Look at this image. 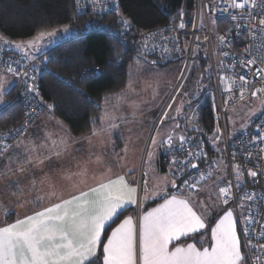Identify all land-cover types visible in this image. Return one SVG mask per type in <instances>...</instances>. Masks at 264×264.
I'll use <instances>...</instances> for the list:
<instances>
[{"label":"snow or ice","instance_id":"6c2138e0","mask_svg":"<svg viewBox=\"0 0 264 264\" xmlns=\"http://www.w3.org/2000/svg\"><path fill=\"white\" fill-rule=\"evenodd\" d=\"M92 5V14L106 13L109 10H115L118 15V23L122 29H127L131 26V20L126 19L122 13L119 12L118 4L104 3L103 0H89ZM228 7L223 8L222 11L230 16L232 21H237L241 17L246 23L241 25L237 23L235 27L248 28L249 34L255 40L259 38L261 43L257 45V51L264 48V0H224ZM102 6H98L101 5ZM207 7V5H205ZM83 6L77 4V8L81 9ZM247 13L234 14L229 9H246ZM212 11L217 9L213 6ZM257 12L259 19L253 23L254 19L252 13ZM183 16V12L180 13ZM215 23V20L213 21ZM104 30L111 37L112 31L110 26L103 25ZM179 27L183 28L181 23ZM162 31V30H161ZM70 32L69 25H64L60 29H53L51 31L41 30L34 37L27 41L13 42L8 40L0 34V44L5 46L11 45L18 52L22 53V59H35L30 57V53L39 51L42 42L45 38L52 39L58 35ZM123 35V31H119ZM146 35L156 37L157 32H149ZM220 44L225 43V36H218ZM199 40V37H197ZM207 40V37H205ZM147 44L144 48H147ZM158 47L156 45L153 46ZM164 52L169 49L165 47ZM178 50V49H177ZM245 51H248L246 48ZM143 56V52L138 53ZM229 53H223V56H228ZM235 56V54H233ZM146 59V57H144ZM260 57L249 58L247 60L240 59L238 63L242 67L252 68L257 59ZM16 62V61H13ZM112 64V61H109ZM153 63H155L153 61ZM113 66H116L113 64ZM224 66V61L219 62V67ZM235 65H233L234 67ZM209 69H205L208 71ZM7 71L14 76H20V71L13 69L8 65ZM103 69L96 68L92 75L98 76ZM262 81H264V67L256 68L255 73ZM27 72L23 76H27ZM224 75L220 76V83L223 84ZM241 82V98L247 87H251V82L245 75L239 76ZM236 80H231V85H236ZM11 81L0 80V103L6 104L9 107L14 102L6 101L4 96L11 90ZM27 90L29 93H36L39 91L35 84H28ZM179 89H177L178 91ZM231 89H223L227 92ZM261 89H254L251 93L253 97L257 96ZM185 95H189L185 93ZM199 95V93H196ZM175 99V97H173ZM228 101L225 100V104ZM264 104V101L261 102ZM49 108L52 105H48ZM172 107V105H168ZM199 106L197 105V108ZM215 108V104H213ZM256 109L249 112V117L254 116ZM176 111L179 113L181 109L178 107ZM196 111L195 109L193 110ZM27 114V113H26ZM169 113L165 110L163 116L160 117L161 122L167 117ZM249 121H246L248 123ZM245 125H241L243 128ZM115 127V125H112ZM155 127L159 128V125ZM179 127V125H177ZM260 129L256 135L251 137L250 143L259 142L264 145V125H257ZM19 129H10V134H15ZM95 134V133H94ZM22 135V133H21ZM189 137L180 135L178 143L169 135L164 140H158L156 136H152V144L154 146L167 145L169 152L173 150L183 153L185 143ZM213 141L219 139L214 136ZM0 144H4L0 141ZM127 150V146L125 151ZM37 151L33 145L31 147L25 146L23 140L17 141L15 145H4L0 148V165H3V171L0 172V177L14 175L20 173L21 175L28 171V166L33 164H40L42 160L33 154ZM261 153L264 154V148H261ZM23 153H27L25 157ZM60 153H56L59 155ZM205 155L201 148L196 151L189 150L185 159L181 160L175 155L169 161V171L174 177L186 176L183 182L178 185L176 179L171 182L172 188L178 186L183 189L187 188L190 191L198 187L206 178L211 177V171L204 173L200 172L198 177H193L188 174L189 169H197L196 163L185 161L188 156ZM248 156L252 153L248 152ZM149 160L153 157V152H148ZM16 167L13 169L12 165ZM110 171V169H109ZM132 171V170H129ZM235 174L236 184L233 185L228 182L224 187L218 188L217 200L207 204L206 201H201L203 206L200 215L193 210L190 204L191 196L185 199H179L173 195L169 199H165L163 204L158 205L151 211L139 217L138 227L133 225L131 216L126 217L107 238V242H102L101 236L105 231V226L109 221L114 222V218H118L122 211L126 209L128 204L143 207V200L137 199V188L131 187L123 175L117 176L116 179H107L106 182L99 181L96 186L88 187L87 191L79 190L78 194L70 195L68 199H59V202L53 203L50 207H45L42 211L34 212L30 216H25L23 219H17L14 223L7 224L0 227V264H95L99 259L97 255V247L103 243V261L102 264H258L264 259L260 256V252H264V244H253L252 238L247 236L251 231L254 235L256 229L245 227V252H242L241 238L237 230V220L234 219V212L232 209L224 211L223 216L219 218L216 226L212 228L211 247H205L202 250L198 249L195 244H188L187 247H175L169 249V242L177 239L179 236H186L190 233H196L200 229L205 228V218L213 215L212 209L218 206L217 201L223 204H228L230 200L234 199L233 188L240 189L243 182V172L239 165L233 166L232 169ZM247 175L251 178L257 176V172L249 169ZM42 183V182H41ZM5 185L9 189L14 187L15 191H10L12 196L20 199L25 196L24 188L18 182L8 179L5 180ZM27 187L26 203H39L43 196L37 195L35 201L30 199L31 194L35 191L41 192L42 189L37 187L35 180L31 181ZM53 191L47 193L49 197L56 195L54 185H49ZM215 187V185L213 186ZM147 197H145L146 199ZM255 198V194L243 195L240 197L241 203L237 205L243 209L244 201H251ZM264 200V197H262ZM23 206V205H22ZM250 211V209H249ZM264 211V209H262ZM241 219L247 224L248 221L254 219L252 216H246L241 212ZM260 236H264V223L261 224Z\"/></svg>","mask_w":264,"mask_h":264},{"label":"trees","instance_id":"16d2710c","mask_svg":"<svg viewBox=\"0 0 264 264\" xmlns=\"http://www.w3.org/2000/svg\"><path fill=\"white\" fill-rule=\"evenodd\" d=\"M118 6L119 12L131 20L130 30L122 36L119 34L115 12L77 14L73 0H0V34L10 41L28 40L41 30L50 31L69 25L68 35L39 54L44 65L39 80L42 100L52 105L48 110L74 136L89 133L99 121L102 97L125 86L128 66L139 56L133 40L137 35L168 21H182L185 31H189L192 25V0H119ZM181 12L183 16L180 15ZM226 24L225 19H211V28L216 33ZM103 25L110 26L111 37ZM127 37L131 39L126 40ZM181 42L185 47L184 40ZM143 57L153 63L150 60L153 56ZM179 58L183 59V55L169 59L155 58L154 62L156 65H171ZM194 58L198 60V67L205 69L209 57L204 41H200L194 49L192 59ZM109 61L113 63L110 64ZM96 68L103 69L98 76L92 75ZM14 97L15 85L5 95L7 101L14 103L11 107L5 105L0 109V129L14 126L21 120L22 107ZM197 109L194 120L196 128L189 132L194 137L203 139L208 151L219 156V151L206 138V134L211 135L214 126L211 100H205ZM159 167L164 171L161 158ZM131 211L132 209L124 210L106 227L102 242L107 230ZM13 219L3 218L0 223H8ZM101 245L102 243L97 252L99 259L95 264L100 262Z\"/></svg>","mask_w":264,"mask_h":264},{"label":"built area","instance_id":"2783aa9c","mask_svg":"<svg viewBox=\"0 0 264 264\" xmlns=\"http://www.w3.org/2000/svg\"><path fill=\"white\" fill-rule=\"evenodd\" d=\"M103 2L109 4H119V0H103ZM77 4H80L83 7L78 9ZM73 5L77 14H92V5L89 0H73ZM192 5L193 19L189 31H185V24L182 21L179 22L184 24L183 28L179 27L181 24L179 22L168 21L154 28L143 30L133 39L137 45L139 53L143 52V55H151L157 59L176 58L185 50L184 53H186V56L184 73L188 69L190 61L192 60L194 49L198 46L199 42L204 41L208 49L209 63L212 69L211 78L213 81V90L211 91L210 100L214 126L211 135L221 136L220 152L222 162L219 161L217 155L208 151L206 143L201 138L186 136L190 139L185 143L183 153L176 152L174 150L169 152L167 145L160 146V158L163 163L164 171L170 180V184L166 187L164 192L166 194L186 198L189 196L193 197L198 192L196 189L190 191L187 188L181 189L179 186L177 188H172L171 182L173 179H176L179 185L183 182V179L186 178V176L174 177L172 172L169 171V161L172 159L173 155L183 160L189 150L196 151L198 148H201L205 155H193L187 157V160L185 161L186 163L192 162L198 165L197 169H189L188 174L193 177H198L200 172L207 173L211 171V173H215L217 171L218 175L216 176V179H223V182L219 185V187H224L228 182H231L233 185L236 184L235 175L232 169L233 165H239L240 170L243 172V182L239 192L235 187L233 188L234 199L230 200L226 205H230L233 208L241 237L243 252H245V233L243 229L246 226L256 229L255 235L251 231L247 233V236L252 238L253 244H264V236L259 235L261 231V224L264 223V211H262V209H264V200H262V197H264V154L260 151L261 148H264V145H261L259 142L250 143L251 137L256 135L260 130L257 128V125H264V110L263 113L253 119L248 128L238 132L232 137H228L224 129V116L226 112L235 105L245 102L248 106H252L253 98L259 97L260 95L264 96V81L254 74L256 68L264 67V48L257 51V45L261 43V41L259 38L254 40L249 34L248 28L242 26L237 29L235 27L237 23L244 25L246 21L243 17L237 21H232L230 16L226 15L222 11L223 8L228 7L224 0H192ZM205 5H207V7ZM98 6H102V4ZM213 6L217 9V11H212ZM229 11L234 14H239L242 12L247 13L248 10L246 8L229 9ZM107 12H115L118 21V15L115 10H109ZM252 15L254 17L252 22L256 23L259 19L257 12L253 11ZM212 18L225 19L227 22L226 26L217 32L218 36H225L224 44H220L218 41L215 46L213 43L211 28ZM118 25L120 31L122 30L124 34H126L131 28L130 26L127 29H122V26L119 23ZM149 32H157L158 35L156 37L146 35ZM200 36L201 38L197 40V37ZM205 37H207V40H205ZM129 39H131V37L126 38V40ZM181 40H184L185 47H183ZM145 44L148 45L147 48H144ZM154 45L158 47L154 48ZM165 47L169 49L168 52H164L163 49ZM246 48L248 51H245ZM225 52L229 53L226 57L223 56V53ZM233 54H235V56H233ZM21 57L22 53L11 51L0 45V70L14 76L12 73L7 71L8 65L10 64L13 69L20 71V76H14L16 80L14 98L19 100L22 107L21 120L14 126L0 129V141L4 142V144H0V148L4 145L12 144L30 124H32L43 112L49 109V104L42 100L40 94L39 77L41 69L44 66L40 56H35V59H22ZM254 57L260 58L257 59L256 64L250 69L242 67L241 64L238 63L240 59L247 60ZM221 60L224 61L223 67H219V62ZM233 65L235 66L233 67ZM24 72H27L28 74L26 77L23 76ZM222 74L224 75L223 84L220 83V76ZM240 75H245L252 85L251 87L246 88L243 98H241V82L239 81ZM233 78L237 82L236 85H231V80ZM28 84H35L39 91V95H36L34 92L29 93L27 90ZM229 88L231 89L230 91H223V89ZM254 89H261L255 97L251 95ZM225 100L228 101L227 104H225ZM213 104H215V108L213 107ZM218 125L221 127L220 132ZM10 129H19V131L15 134H10ZM174 142L178 143V140ZM248 152H251L252 155L248 156ZM222 164L226 166L225 169ZM249 169L257 172V176L255 178H251L247 175ZM208 179L209 177L204 181ZM144 180V172L140 171L137 180L139 193L138 200H141L142 193L146 190V187H144ZM248 194H255V198L251 201H244L243 209L246 210L247 216H252L254 219L248 221L246 224L241 219V208L237 207V205L241 203L240 197ZM141 208L142 207L136 206V213H139ZM260 256L264 257V252H260ZM263 262L264 259L259 261L258 264H263Z\"/></svg>","mask_w":264,"mask_h":264},{"label":"crops","instance_id":"0c3cea01","mask_svg":"<svg viewBox=\"0 0 264 264\" xmlns=\"http://www.w3.org/2000/svg\"><path fill=\"white\" fill-rule=\"evenodd\" d=\"M0 45L11 51L18 52L13 47H7L3 44ZM32 56L35 57L38 55L33 54L30 57ZM1 72L5 75H2ZM0 78L11 81V88L15 85V77L2 70H0ZM5 105L6 104H3L0 109ZM100 106L101 114L98 123L85 135H72L63 123L47 110L30 124L19 138L10 144L15 145L17 141L23 140L25 146L31 147L34 145L37 151L33 155L42 160V163L38 165H29L28 171L22 175L20 173H15L14 175L0 177V222L3 218H14L8 223H0V227L14 223L17 219H23L25 216H30L34 212L42 211L45 207H50L53 203L59 202V199H68L70 195L78 194L79 190L87 191L88 187L96 186L99 181L106 182L107 179H116L117 176L121 175L125 177L131 187L137 188L136 195L138 199V158L143 150V142L147 134L148 125L142 129L140 134L132 135L129 138V143L126 144L123 139V132H121L117 126L112 127L111 123L103 118L102 103H100ZM126 109L129 110L131 108ZM182 112L184 114L178 115L177 120L171 123L169 129H165L161 132L159 140L162 141L169 135L173 137L174 141H177L180 135L194 137V134L189 132V130L196 128V125L194 121H186L185 109H183ZM187 119H189L188 116ZM105 123H109V125H105ZM177 125H179V127H177ZM126 146L127 150L125 151ZM158 149L159 146H154L151 149L153 152L152 159L149 160V157H147L149 165L156 166L158 171H160V173H157L161 175L157 177L154 184L157 187L154 188V185L146 186V189L149 191L147 192V198L144 199L143 207L139 213H136L137 205L128 204L126 206V209H132V211L124 215L107 230L103 242H107V238L112 230L126 217L131 216L133 219V225L138 227L140 216L151 211L153 208H156L158 205L163 204L165 199H169L173 196L164 192L166 187L170 184V180L165 171H161L159 167L160 153ZM56 153L60 154L56 155ZM23 155L26 157L27 153H23ZM12 167L15 169L16 165L13 164ZM149 170L151 172V168ZM2 171L3 165H0V172ZM217 175V171L215 173L212 172V175L208 180L198 185L196 188L198 191L197 194L191 197L190 204L198 215L202 212V209L199 207L202 206L200 203L201 201L207 202L212 194H215L217 198L219 187L217 186V182L221 180V178L216 179ZM8 179L14 182L18 180L20 186L24 188V197L17 199V197L10 194V191H15V188L12 187L9 189L6 187L5 180ZM33 180L37 182V187L42 189V191L39 193L34 191L31 194L30 199L35 201L37 195L43 196V199L39 203H26V199L29 198L27 196L26 186ZM49 185L55 186L54 191L56 195L54 197H49L47 195L48 192L53 191ZM214 185L215 187H213ZM177 197L179 199L186 198ZM219 203L222 206L224 205L221 202ZM221 205L219 206L220 210L222 207ZM225 211L228 210L226 209ZM223 214L224 211H222L221 215L217 218H205L206 226L204 229H200L198 232L190 233L186 236H179L177 239L170 241L169 249L171 250L175 247H187L188 244H195L200 250L205 247L210 248L212 238L211 230L216 226L217 221L223 216ZM234 219H236L235 216ZM112 222L113 221H109L106 224L105 229L112 224ZM237 230L239 233L238 226ZM103 234L104 232L102 233V236ZM98 248L99 245L97 247V252ZM102 261L103 243L101 245L99 264H102Z\"/></svg>","mask_w":264,"mask_h":264},{"label":"rangeland","instance_id":"374dc122","mask_svg":"<svg viewBox=\"0 0 264 264\" xmlns=\"http://www.w3.org/2000/svg\"><path fill=\"white\" fill-rule=\"evenodd\" d=\"M69 33L70 32L58 35L52 39L45 38L39 51L32 53L35 55L44 53L55 46ZM199 38H201V36ZM212 38L216 46L219 39L213 28ZM7 47L12 46L8 45ZM184 52L181 54L183 55V59L179 58L178 61H175L171 65H159L160 67L156 66V63L150 62L147 58L145 59L143 56H136L127 69L126 87L124 86L125 88L123 87L114 93L105 94L101 101L103 105V118L109 121L111 125L117 126V128L123 132V139L126 144L129 143V138L132 135L140 134L142 129L148 125L147 134L143 142V150L138 158L139 162L137 166L138 175L140 171L144 172V187L149 185L153 186L157 177L161 175L158 174L160 171H158L156 166L149 165L147 158L149 150L154 147L151 137L156 136L159 140L161 132L165 129H169L171 123L177 120L178 115L184 114L182 112L183 109L186 111V121H194L195 113L198 110L197 105L200 107L205 100L211 99L213 81L211 78L212 69L209 61L205 63V69L207 68L209 70L205 71V69L198 67V60L194 58L190 61L188 69L184 73L186 56ZM32 53H30V56L33 55ZM150 60L156 61L155 57H150ZM1 74L5 75L2 72ZM0 80H3V78H0ZM177 89L179 90L177 91ZM185 93L189 95H185ZM196 93H199V95H196ZM173 97H175V99H173ZM4 99L7 101L5 96ZM262 101H264V96L260 95L252 99V106H248L245 102H242L226 112L224 116V129L228 137H232L238 132L248 128L253 119L263 113L264 104L261 103ZM169 104L172 105V107L169 108ZM2 105L3 103H0V107ZM178 107L181 109L179 112L181 114L176 111ZM126 108L131 109L127 110ZM194 109L196 110L195 112L193 111ZM256 109L262 110L257 111L254 116L249 117V112ZM165 110L169 115L161 122L160 117L163 116ZM187 116L189 119H187ZM246 121L249 122L246 123ZM105 125H109V123H105ZM156 125H159V128L155 127ZM241 125L245 126L242 128ZM218 129L220 132V125H218ZM213 137L214 135H210V133L206 134V138L210 141L212 147L219 151L220 155L218 159L222 162L220 152L221 136L218 135L219 139L215 141H213ZM222 166L224 169L226 168L223 164ZM150 168L151 172L149 170ZM222 182L223 179L218 181L217 186ZM153 187L156 188L157 186L154 185ZM148 191L147 189L143 191L142 196H144H141L143 201ZM237 191L239 192V190ZM214 200H217V198L215 194H212L206 203L211 204ZM217 204L218 206L212 209L213 215L209 218H217L221 215L222 211L226 209L233 210L230 205L222 206L219 201H217ZM220 205L222 206L221 210L219 208ZM199 207L201 209L203 208V206ZM241 212L247 216L246 210L241 208L240 215Z\"/></svg>","mask_w":264,"mask_h":264},{"label":"water","instance_id":"95a60500","mask_svg":"<svg viewBox=\"0 0 264 264\" xmlns=\"http://www.w3.org/2000/svg\"><path fill=\"white\" fill-rule=\"evenodd\" d=\"M179 23H181V22H179Z\"/></svg>","mask_w":264,"mask_h":264}]
</instances>
